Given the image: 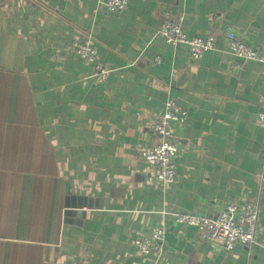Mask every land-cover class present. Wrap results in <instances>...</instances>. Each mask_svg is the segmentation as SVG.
Here are the masks:
<instances>
[{
    "label": "crops",
    "instance_id": "crops-1",
    "mask_svg": "<svg viewBox=\"0 0 264 264\" xmlns=\"http://www.w3.org/2000/svg\"><path fill=\"white\" fill-rule=\"evenodd\" d=\"M104 1L0 0V264H264V63L224 35L264 55V0ZM166 12L214 48L196 61L168 44ZM88 37L103 83L72 51ZM170 98L188 119L173 124L164 184L140 153ZM246 200L259 207L251 247L225 251L174 218ZM155 229L164 242L143 257L134 241Z\"/></svg>",
    "mask_w": 264,
    "mask_h": 264
},
{
    "label": "built area",
    "instance_id": "built-area-1",
    "mask_svg": "<svg viewBox=\"0 0 264 264\" xmlns=\"http://www.w3.org/2000/svg\"><path fill=\"white\" fill-rule=\"evenodd\" d=\"M104 6L108 12H121L129 7V0H105ZM158 35L173 46H186L191 57L199 61L205 52L212 50L216 39L189 38L182 26V18L173 20L170 13L163 16L162 25ZM225 37L229 40L235 55L249 61L264 63V56L249 48L236 34L225 30ZM72 51L81 60L94 66V75L98 82H105L110 76V70L98 60L97 52L90 37L76 41ZM157 63L160 59H156ZM264 102V99H263ZM261 115V114H260ZM258 117L264 126V117ZM188 119V112L176 100L170 98L166 102L163 116L155 124V132L159 141L155 146L140 153L141 158L151 165L154 177L164 184H172L176 178L175 160L179 156L180 141L174 137L173 124H183ZM259 216V207L255 200L237 201L229 203L220 211L216 218H204L197 215L178 213L174 218L178 224L197 229L200 239L208 241L225 251L235 249L238 245L251 247L256 244L255 233ZM164 229H155L151 234L137 238L135 246L143 257L150 256L157 251L164 242ZM264 250V245H262Z\"/></svg>",
    "mask_w": 264,
    "mask_h": 264
},
{
    "label": "rangeland",
    "instance_id": "rangeland-1",
    "mask_svg": "<svg viewBox=\"0 0 264 264\" xmlns=\"http://www.w3.org/2000/svg\"><path fill=\"white\" fill-rule=\"evenodd\" d=\"M257 52H259L261 55H263L260 51H258V50H256ZM264 56V55H263ZM260 116H263L264 117V111L261 113V115ZM144 161V160H143ZM148 164V163H147ZM151 166V165H150ZM152 170H153V168H152ZM234 202V201H233ZM231 203V202H230ZM243 247V246H242Z\"/></svg>",
    "mask_w": 264,
    "mask_h": 264
},
{
    "label": "trees",
    "instance_id": "trees-1",
    "mask_svg": "<svg viewBox=\"0 0 264 264\" xmlns=\"http://www.w3.org/2000/svg\"><path fill=\"white\" fill-rule=\"evenodd\" d=\"M171 15V14H170ZM162 25V24H161ZM160 28H161V26H160ZM160 30V29H159ZM264 99V98H263ZM263 104H264V102H263Z\"/></svg>",
    "mask_w": 264,
    "mask_h": 264
}]
</instances>
